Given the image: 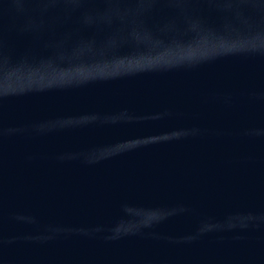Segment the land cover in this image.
<instances>
[{
	"label": "water",
	"instance_id": "water-1",
	"mask_svg": "<svg viewBox=\"0 0 264 264\" xmlns=\"http://www.w3.org/2000/svg\"><path fill=\"white\" fill-rule=\"evenodd\" d=\"M0 264H264V0H0Z\"/></svg>",
	"mask_w": 264,
	"mask_h": 264
}]
</instances>
